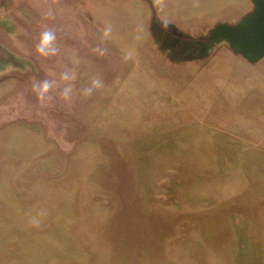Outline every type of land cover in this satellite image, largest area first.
<instances>
[{"label": "rangeland", "instance_id": "374dc122", "mask_svg": "<svg viewBox=\"0 0 264 264\" xmlns=\"http://www.w3.org/2000/svg\"><path fill=\"white\" fill-rule=\"evenodd\" d=\"M253 8L8 0L0 43L23 65L0 73V264H264V63L202 49ZM44 79L71 99L54 87L41 105Z\"/></svg>", "mask_w": 264, "mask_h": 264}, {"label": "water", "instance_id": "95a60500", "mask_svg": "<svg viewBox=\"0 0 264 264\" xmlns=\"http://www.w3.org/2000/svg\"><path fill=\"white\" fill-rule=\"evenodd\" d=\"M255 9L238 24H219L205 42L203 50L213 44L226 41L235 53L250 63L264 57V0H253Z\"/></svg>", "mask_w": 264, "mask_h": 264}, {"label": "clouds", "instance_id": "9594fccd", "mask_svg": "<svg viewBox=\"0 0 264 264\" xmlns=\"http://www.w3.org/2000/svg\"><path fill=\"white\" fill-rule=\"evenodd\" d=\"M154 4H160L161 0H153ZM46 18L51 17L52 13L51 11H48L45 13ZM166 27V22L164 24ZM112 33V27L111 25H108L105 27V30L103 32V37L105 39H108ZM57 36L56 32L52 29H46L41 32L40 38L38 43L36 44V52L38 55L42 57H51L57 55L59 52V48L56 44ZM95 52L99 53L101 56H103L106 52L105 49L96 48L94 50ZM132 58V53L128 52L124 55L125 60H129ZM75 77L74 75L69 71H63L60 73L59 80L60 82H68L73 80ZM61 88V85L59 82L55 80H48L44 79L42 81H33L32 84V91L36 95L37 101L43 105L48 99H51V97L48 95L50 90L53 88ZM103 87L102 80L99 78H93L91 80V83L88 87H85L82 89V95L84 97L91 96L94 92V90L100 89ZM72 85L71 84H65L60 91V98L64 101H69L72 96ZM30 223L33 225H39V220L36 218H32L30 220Z\"/></svg>", "mask_w": 264, "mask_h": 264}, {"label": "flooded vegetation", "instance_id": "af4514ba", "mask_svg": "<svg viewBox=\"0 0 264 264\" xmlns=\"http://www.w3.org/2000/svg\"><path fill=\"white\" fill-rule=\"evenodd\" d=\"M8 8V0H0V13L5 11ZM0 27L4 29H11L9 22L2 21L0 22ZM23 64L21 60L15 56L8 48L4 47L0 43V73L9 74L12 69L21 67Z\"/></svg>", "mask_w": 264, "mask_h": 264}, {"label": "crops", "instance_id": "0c3cea01", "mask_svg": "<svg viewBox=\"0 0 264 264\" xmlns=\"http://www.w3.org/2000/svg\"><path fill=\"white\" fill-rule=\"evenodd\" d=\"M253 5H254V3H253ZM254 9H255V5H254V8H253L252 12L254 11ZM223 43H226V41H221V42H219V43L213 44L212 47H208V50H207V51L209 52L210 49H211V51H212V49L214 48V47H213L214 45L217 46L218 44L221 45V44H223ZM230 48H231V47H230ZM211 51H210V52H211ZM234 53H235V52H234ZM236 54H237V53H236ZM262 63H264V57H263L261 60H259L258 62H256V63H250V64H251V65H260V64H262ZM255 83H256V82H255ZM256 86H257V87L260 86V85H259V82H257ZM256 86H254V89H255ZM11 91H12V90H11ZM263 260H264V258H263ZM258 262H260V260H258Z\"/></svg>", "mask_w": 264, "mask_h": 264}]
</instances>
